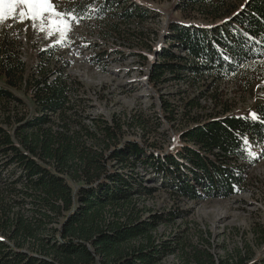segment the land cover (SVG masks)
Here are the masks:
<instances>
[{
	"label": "trees",
	"instance_id": "16d2710c",
	"mask_svg": "<svg viewBox=\"0 0 264 264\" xmlns=\"http://www.w3.org/2000/svg\"><path fill=\"white\" fill-rule=\"evenodd\" d=\"M63 1L64 18L81 25L90 20L106 41L146 39L139 26L151 10L137 0ZM155 1L172 2L185 17L197 12L209 24L170 20L157 56L165 60L150 70V82L166 73L196 83L263 74L264 0ZM14 40L7 35L0 46V76L8 85L0 86V264H167L185 248L188 264H264V257L218 259L209 239L200 249L163 238L159 225L184 212L140 206L159 190L174 202L229 199L243 191L247 168L264 157V104L252 111L255 119L193 118L176 148L152 150L125 139L115 116L84 114L85 85L68 73L69 61L55 59L60 46L38 51L39 64L29 69ZM104 53L90 60L97 63ZM14 90L31 99V111ZM205 93L199 89L185 112L202 108Z\"/></svg>",
	"mask_w": 264,
	"mask_h": 264
},
{
	"label": "rangeland",
	"instance_id": "374dc122",
	"mask_svg": "<svg viewBox=\"0 0 264 264\" xmlns=\"http://www.w3.org/2000/svg\"><path fill=\"white\" fill-rule=\"evenodd\" d=\"M137 1L151 10V17L139 26L146 34L144 41L125 37L114 42L112 38L106 41L90 20L81 25L66 18L71 31L67 32L66 39H62L49 18L43 21L44 30L41 31L40 20L26 19L21 23L17 18L10 17L0 23V46L7 35L11 40L15 38L17 57L26 62L29 69L38 66V51L53 45L60 46L55 59L69 61L68 73L78 77L85 85L86 99L81 104L84 114L92 119L105 117L110 121L115 116L123 125L125 139L136 140L156 151L172 150L181 144L180 135L193 125V118L203 121L212 114L252 115L256 106L264 104V63H261L263 74L254 70L253 78L250 77L253 74L246 72L217 82L205 77L196 83L193 80H173L172 75L166 73L159 81L150 82V70L156 63L165 60L157 56L166 45L163 33L169 21L209 24V20L197 12L185 17L173 9L172 2ZM51 2L60 12L64 1ZM45 15L50 17L51 14ZM54 19L59 20L60 17ZM124 40L129 43L122 44ZM108 50H119L123 54L109 53ZM100 51L105 52L101 60L92 63L90 59ZM0 86L8 87L2 76ZM201 88H206L199 101L202 108L194 107L191 113H186L184 105L197 96ZM14 91L27 105L24 111H31V99L21 90ZM249 150L256 154L254 146ZM246 174L243 191L229 199L174 202L168 192L159 190L152 197H143L140 206L152 209L153 213L184 212L175 216L173 222L159 225L157 232L163 238L179 239L181 244L186 242L200 249L207 247L204 240L209 239L218 259L232 263L240 259L258 262L264 257V157L256 165L249 166ZM149 183L147 185L155 187L160 184ZM144 216L147 217L146 214ZM189 251L190 248H185L184 252L169 256L165 262L188 264L189 257L186 258L185 253Z\"/></svg>",
	"mask_w": 264,
	"mask_h": 264
},
{
	"label": "snow or ice",
	"instance_id": "6c2138e0",
	"mask_svg": "<svg viewBox=\"0 0 264 264\" xmlns=\"http://www.w3.org/2000/svg\"><path fill=\"white\" fill-rule=\"evenodd\" d=\"M20 9L17 14V9ZM45 14H51L50 17H46ZM10 17L17 18L19 22H24L26 19L33 21L40 20L41 31L44 30L43 21L46 18L52 20V25L55 31L61 33V38H67V32L71 31L70 22L64 18V14L57 12L54 4L51 0H0V23L5 22ZM60 17L59 20L54 19ZM72 19H76L72 17ZM57 25L62 27H57ZM50 35L53 33H49ZM252 118L255 119L256 115L252 114Z\"/></svg>",
	"mask_w": 264,
	"mask_h": 264
}]
</instances>
